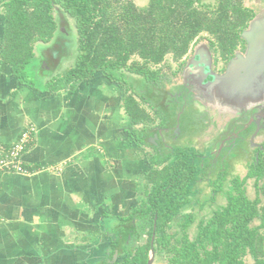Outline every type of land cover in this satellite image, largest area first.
<instances>
[{
    "label": "trees",
    "instance_id": "1",
    "mask_svg": "<svg viewBox=\"0 0 264 264\" xmlns=\"http://www.w3.org/2000/svg\"><path fill=\"white\" fill-rule=\"evenodd\" d=\"M251 16L243 0H146L140 5L135 0H0V61L20 83L53 92H73L98 73L115 82L123 90L129 134L144 145L155 133L148 126L161 114L153 105L148 106L154 116L149 112L147 99L132 89L127 76L159 83L165 76L161 64L167 58L179 61L203 34L213 45L231 49ZM73 35L74 47L70 43L66 51L72 58L59 70L56 59L67 48L64 40ZM40 47L42 53L36 55ZM31 73L43 76L41 85ZM165 123L161 120L159 126ZM208 155L187 145L168 147L163 155L146 153L149 169L137 205L106 221L114 226L108 264H147L151 250L152 264H264V203L259 191L250 198L245 187L253 175L255 186L263 179L264 153L255 171L231 177L225 204L200 219L190 235L195 220L186 208ZM225 178L218 173L210 180L213 195L223 189ZM255 219L259 223L252 225ZM115 253L124 257L114 259Z\"/></svg>",
    "mask_w": 264,
    "mask_h": 264
},
{
    "label": "crops",
    "instance_id": "2",
    "mask_svg": "<svg viewBox=\"0 0 264 264\" xmlns=\"http://www.w3.org/2000/svg\"><path fill=\"white\" fill-rule=\"evenodd\" d=\"M1 37L0 20V49ZM122 97L99 73L53 92L20 83L0 61V142L36 127L23 155L30 172L0 176V264H108L106 221L137 205L149 169Z\"/></svg>",
    "mask_w": 264,
    "mask_h": 264
},
{
    "label": "flooded vegetation",
    "instance_id": "3",
    "mask_svg": "<svg viewBox=\"0 0 264 264\" xmlns=\"http://www.w3.org/2000/svg\"><path fill=\"white\" fill-rule=\"evenodd\" d=\"M243 5L251 11L252 16L246 22V27L238 33V39L233 48L213 45L208 35L203 34L194 40L179 61L171 59L172 70L167 72L162 68L165 76L159 83L148 84L152 88L151 103L161 114L157 116L158 126L155 129L157 137L170 132L173 134L172 138L176 136L175 139H177L182 134L181 126L187 125L193 128L202 126L203 128L210 121L211 111L218 116H225L223 113H228L230 116L224 121V131L220 133L222 138L218 142L217 150L225 151L227 155L229 153V157L230 154L239 155L241 149L242 151L253 150L254 154L248 171L250 169L255 171L259 155L264 153V77H261L263 74L261 73L256 82L252 83L248 80L255 75L258 67L251 59H247V55H250L248 47L251 37L248 41L242 33L249 29V23L254 18L261 17L264 20V0H245V2L243 0ZM231 63L234 70L231 79H223L218 81L219 85L209 87L214 77L224 75ZM252 70L253 74H250ZM164 82L168 83V89L163 90L164 95H162L158 85ZM242 85L244 87L250 85L253 91L237 100L234 98L235 93ZM145 98L147 99L146 96ZM161 120L166 123L160 127ZM175 145L182 146L174 143L167 144L166 147L168 149ZM222 170L220 173L225 174L224 169ZM250 178L253 179L255 195L257 191L260 195L261 180L255 186V176Z\"/></svg>",
    "mask_w": 264,
    "mask_h": 264
},
{
    "label": "rangeland",
    "instance_id": "4",
    "mask_svg": "<svg viewBox=\"0 0 264 264\" xmlns=\"http://www.w3.org/2000/svg\"><path fill=\"white\" fill-rule=\"evenodd\" d=\"M205 1L209 2V0H205ZM135 2L140 5V4L145 3L146 0H135ZM71 21L73 20L71 19ZM64 42L67 48L65 49V51L59 52V57L56 59V61L58 62L56 65V68L59 70H61L62 67L67 66V64L69 63L68 60L72 58L68 56L66 51L70 49V47H68L70 43H71V48L72 46L74 47V43H75L74 35L70 36V39L67 38L66 40H64ZM41 48L43 47L36 49V55H40L42 53ZM51 51L56 52L57 50L53 49ZM37 61L35 60V64L38 63ZM161 67L167 70V72L172 70L173 68L171 66V59L167 58L164 61V63L161 64ZM31 74L34 77L33 82L36 83L37 85L39 84L41 85L43 76L37 75V73H31ZM127 77H128L127 79L129 81V84H131L133 87L132 89L138 95H144L147 97V103L144 105L149 110V112L154 116L153 109L150 108V106H148V104L152 106V103H151L152 100L150 99L151 98L150 92L152 88L149 86L150 84L144 82L143 80H141L140 77H137V76L128 75ZM166 88L168 89V83L166 84V82L162 83L161 85H158V89H161L162 95H164L163 90H165ZM231 114L233 115V111ZM223 115L225 116H218L217 113L211 111L209 115L210 121L203 128H201L202 126L201 127L195 126V128L187 126V125H185L186 127L181 126L182 134L177 139H175L176 136L172 138L173 134L170 132L167 134L161 135L158 137V139L155 140L156 141L155 149L153 148L152 142L150 141H148V143L146 142L144 145H141L145 154L147 152H153V150H155V151H158L160 155H163L167 149L166 145L167 144L172 145L174 143L180 144V145L191 146L204 154L206 152L209 154L208 157H206V159H208V164L205 168V172L202 178L198 181L196 185L197 193L193 196L192 204L186 208V212H191L195 220L193 225L189 229L190 235H193L195 233L197 222L200 219L208 218L214 209L219 208L220 206L225 204V189L228 188V186L230 185L231 177H234L236 175L240 177H244V175L247 173L248 169L250 168V163L252 161V156L254 154L253 150L251 149H248L245 151H242L241 149L240 150L241 152L239 155L230 154V157H229V153L227 155L225 154L226 153L225 151L219 152L217 150L218 142L222 138L220 136V133L224 131V126H223L224 121H226L227 118H229L230 116V114L228 113H223ZM157 122H158V119L155 117V124L152 125L153 127L148 126V128L156 129ZM222 169H224L225 171L224 173L226 175L225 181L223 183V189L222 187H220L219 192H216V194L213 195L212 186H210L209 182L210 180H214L217 174L223 171ZM260 185L262 187V192L260 194L261 204H263L264 203V178L260 181ZM245 187H246V193L248 197L253 198L255 196V192H254V185H253L252 178L247 179L245 183ZM258 223H259V220L255 219L252 222V225H257ZM262 232L264 236V228L262 229ZM158 262L159 261H156V264H158ZM246 262L248 263L251 262V258L249 256L246 257Z\"/></svg>",
    "mask_w": 264,
    "mask_h": 264
},
{
    "label": "water",
    "instance_id": "5",
    "mask_svg": "<svg viewBox=\"0 0 264 264\" xmlns=\"http://www.w3.org/2000/svg\"><path fill=\"white\" fill-rule=\"evenodd\" d=\"M242 35L244 37H246L249 41V38L251 37V41L249 44V51H250V55H247V59H251V61H253V63H255V66L258 67V70L255 71V75L248 80H251V82H256V80L258 79V75L263 73L261 77H264V20H262L261 17H256L254 18L250 23H249V29L244 30ZM248 53V52H247ZM232 63L229 65L226 73L222 76L219 77H214L213 82H211V84H209V87H215L217 86L216 84L219 85L218 81H222L223 79L225 80H230L231 77L234 75L233 73V69H232ZM250 74H253V70L252 72H250ZM250 82V81H249ZM250 85H248V87H244L239 86V90H237V92L235 93V97L237 100H239L243 95H246V93H251L253 91V88ZM247 90V91H246ZM246 91V92H243ZM157 133H155V135H152L151 137L148 138V141L155 143L156 144V139H157ZM153 240V237H152ZM154 259V252L153 250L150 251V255H149V260L147 262V264H152Z\"/></svg>",
    "mask_w": 264,
    "mask_h": 264
},
{
    "label": "built area",
    "instance_id": "6",
    "mask_svg": "<svg viewBox=\"0 0 264 264\" xmlns=\"http://www.w3.org/2000/svg\"><path fill=\"white\" fill-rule=\"evenodd\" d=\"M36 134V127H25L18 138L11 144L0 142V176L7 173H29L25 167L23 155L32 146Z\"/></svg>",
    "mask_w": 264,
    "mask_h": 264
}]
</instances>
